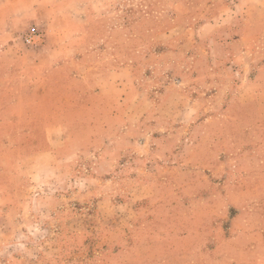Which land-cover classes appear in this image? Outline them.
<instances>
[{
	"label": "rangeland",
	"instance_id": "374dc122",
	"mask_svg": "<svg viewBox=\"0 0 264 264\" xmlns=\"http://www.w3.org/2000/svg\"><path fill=\"white\" fill-rule=\"evenodd\" d=\"M28 3L0 51V264H264V0Z\"/></svg>",
	"mask_w": 264,
	"mask_h": 264
},
{
	"label": "crops",
	"instance_id": "0c3cea01",
	"mask_svg": "<svg viewBox=\"0 0 264 264\" xmlns=\"http://www.w3.org/2000/svg\"><path fill=\"white\" fill-rule=\"evenodd\" d=\"M23 2V10H20V14L17 13V10L15 9V4L18 3V1H9L7 4L4 6L0 7V51L2 52V49H5L9 46V44L13 41L15 36L17 35V32L22 30V25H23V20L25 19L24 17L26 16V12L30 11V3L28 1L30 0H19ZM252 2V0H251ZM23 13V16H22ZM31 17V16H29ZM238 20V19H237ZM24 22H26L24 20ZM234 22V20H233ZM227 27V26H226ZM245 28L247 31L253 30V27L256 28L258 33H264V20L263 23L262 21H254L252 23H249ZM235 27H231L233 31L235 32ZM250 32V33H251ZM245 39V38H244ZM237 40V39H236ZM234 39V41H236ZM240 39H238L239 41ZM8 50H11L8 47ZM257 91V97H264V85L259 86V88H256Z\"/></svg>",
	"mask_w": 264,
	"mask_h": 264
},
{
	"label": "built area",
	"instance_id": "2783aa9c",
	"mask_svg": "<svg viewBox=\"0 0 264 264\" xmlns=\"http://www.w3.org/2000/svg\"><path fill=\"white\" fill-rule=\"evenodd\" d=\"M40 40V34L36 30V28H31L29 33L25 36V41L28 44H34L36 41Z\"/></svg>",
	"mask_w": 264,
	"mask_h": 264
}]
</instances>
